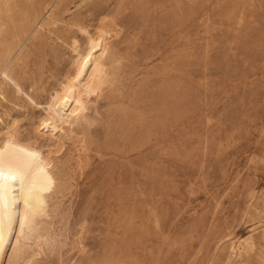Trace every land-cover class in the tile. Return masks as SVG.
I'll list each match as a JSON object with an SVG mask.
<instances>
[{"label":"rangeland","instance_id":"1","mask_svg":"<svg viewBox=\"0 0 264 264\" xmlns=\"http://www.w3.org/2000/svg\"><path fill=\"white\" fill-rule=\"evenodd\" d=\"M54 18L20 40L23 91L44 105L80 69L101 94L54 153L61 185L29 264H228L245 237L255 253L232 264H264V0H65ZM4 91L0 143L13 117L44 151V108Z\"/></svg>","mask_w":264,"mask_h":264},{"label":"bare ground","instance_id":"2","mask_svg":"<svg viewBox=\"0 0 264 264\" xmlns=\"http://www.w3.org/2000/svg\"><path fill=\"white\" fill-rule=\"evenodd\" d=\"M64 1L28 0L26 6L20 8L17 0H0V100L8 101L4 90L9 87L19 94L24 93L30 105L44 108L47 118L41 121V125L49 140L42 151L37 137H20L16 118L11 117L3 126L0 143V264H4L6 257L29 264L38 241L48 236L49 229L44 220L49 215L50 201L61 185L54 153L64 146V138L74 133V125L87 111L90 97L97 99L101 94V83L97 84L86 72L76 69L51 90L47 102L41 105L23 91L14 75L23 56L21 38L30 35L35 38L57 21L54 12ZM86 46L84 63L96 73L98 69L93 60L106 57L109 41L104 35L89 36ZM228 247V264H232L233 259L245 263L256 250L251 237L230 240Z\"/></svg>","mask_w":264,"mask_h":264}]
</instances>
